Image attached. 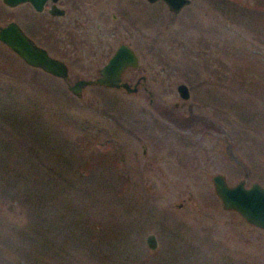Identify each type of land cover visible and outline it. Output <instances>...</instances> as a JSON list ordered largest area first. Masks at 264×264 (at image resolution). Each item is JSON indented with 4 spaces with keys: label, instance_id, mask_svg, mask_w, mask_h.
<instances>
[{
    "label": "rangeland",
    "instance_id": "1",
    "mask_svg": "<svg viewBox=\"0 0 264 264\" xmlns=\"http://www.w3.org/2000/svg\"><path fill=\"white\" fill-rule=\"evenodd\" d=\"M127 1L131 22H112L118 30L110 44L122 39L133 47L142 66L134 74L146 75L151 97L141 87L125 94L89 85L75 98L62 80L0 44V264H264V231L223 210L210 181L214 173L229 185L245 177L221 154L225 140L246 170L245 186H264V1L255 9L254 0H190L176 15L161 2ZM48 51L67 64L68 83L91 79L104 63L76 64L58 48ZM33 69L43 77L37 83ZM39 106L50 123L63 112L69 130L105 128L118 161L97 165L94 179L68 198L55 189L32 207L30 134ZM158 108L185 119L191 112L195 123L178 128ZM13 115L21 118L14 127ZM202 118L219 128H204ZM80 207L90 216L83 230ZM35 226L52 254L44 242L32 247Z\"/></svg>",
    "mask_w": 264,
    "mask_h": 264
},
{
    "label": "flooded vegetation",
    "instance_id": "2",
    "mask_svg": "<svg viewBox=\"0 0 264 264\" xmlns=\"http://www.w3.org/2000/svg\"><path fill=\"white\" fill-rule=\"evenodd\" d=\"M130 1L135 0H129V3ZM126 2L128 1L0 0V27L5 26L10 22L16 24L20 31L30 41H32L38 47L44 49L49 56L61 60L66 65V67L67 64L63 59L52 56L48 50L52 48H58V51H61L60 56H63L65 60L67 59L69 61H73L76 64L79 63L90 65L95 64L98 60H104V63H102V65L96 69V73L91 79H94L98 76L99 69L107 62V60L114 53L115 49L120 44H126L137 56L139 68H126L121 76V80L127 83L134 80L132 83H129V85L132 86L136 84V91L132 93H126L121 89L117 90H121L125 94H135L138 93L139 87H141V90L151 97L152 92L147 89L146 86V75L134 74L141 71L142 66L139 55L134 51L133 47H131L128 42H125L121 38V40L116 41L114 46L110 44L113 41L114 32L118 30L116 27H114L112 22L117 20L119 17H121L126 24L131 22L130 9ZM156 2L163 3L160 0L153 3H147L154 4ZM136 4L137 6L139 4V2L137 3V0L135 7H137ZM163 5L166 7L164 3ZM166 9L168 10L167 7ZM114 10L116 13H114ZM180 10L176 13L170 12L169 10L168 12L172 15H176L180 12ZM0 44L2 43L0 42ZM90 86H95L101 89H110L98 85ZM152 101L153 99L149 98L148 105H152ZM157 110L160 109L158 108ZM193 116L194 115L189 112L188 117H186L187 122L185 126L195 123L192 122L194 119ZM202 122L203 127L209 126L213 129L219 128V125H214L209 120L202 118ZM177 127L180 128V126ZM226 145L227 142L223 140V149L221 154L224 156L227 152ZM144 151L145 149L142 147V153H144ZM241 169H243L245 173V177L241 179L245 180V185L247 173L244 166Z\"/></svg>",
    "mask_w": 264,
    "mask_h": 264
},
{
    "label": "trees",
    "instance_id": "3",
    "mask_svg": "<svg viewBox=\"0 0 264 264\" xmlns=\"http://www.w3.org/2000/svg\"><path fill=\"white\" fill-rule=\"evenodd\" d=\"M263 1L254 0L255 5L253 7L259 9L257 7ZM38 73L35 69L31 73L35 83L38 82L39 77H42ZM36 86L41 91L45 89L47 91L49 88L48 86V88ZM36 109L37 107H35L32 115L34 127L32 128V134H30L32 151L31 148L29 150L32 157L30 170L33 174V177L29 178V182L33 193L31 194V198L28 197V199L31 201L32 207H36L40 203L43 204L45 201H43V198L48 197V195L50 196L55 191L62 192L68 198L67 196L75 191L76 186L80 187L79 184L90 182L94 179L92 171L97 165L107 168L109 163L113 164L118 161L116 156H111V153H115L116 146L112 143V138L105 128H96L92 124L83 123L73 128L70 127L72 130H69V128L67 129L66 126L62 125L63 117L61 115H63V112H59L58 110L51 114L50 116L54 119V123H50L46 121L47 117L43 116L45 114L43 109L40 106L38 107L39 111ZM160 113L168 117L176 126L185 127L187 119L173 116L168 111L164 112L160 110ZM10 118L15 122L11 123L13 127L17 124V119L19 120L18 123L21 122V118H17V115L15 117L13 115ZM123 183L124 180L120 179L118 185L114 186L120 189L122 188L120 185ZM46 187L52 188V191L43 192ZM2 192V194L6 192L5 188L2 189ZM13 198L16 197L13 195ZM49 198L51 199L52 197ZM83 209L80 207L77 213L81 215V212L84 211ZM82 214V220L79 224L81 230L89 225L90 218V216L86 215V212ZM37 228L35 226L30 231L31 236L28 237L32 247L37 251L40 247H43L44 242V250L47 253L50 251L52 254L53 248L51 249V246L50 248L46 246V240ZM16 231L20 234L19 236L24 235L19 229Z\"/></svg>",
    "mask_w": 264,
    "mask_h": 264
},
{
    "label": "water",
    "instance_id": "4",
    "mask_svg": "<svg viewBox=\"0 0 264 264\" xmlns=\"http://www.w3.org/2000/svg\"><path fill=\"white\" fill-rule=\"evenodd\" d=\"M146 1L153 3L158 0ZM160 1L173 13L178 12L190 3V0ZM0 42L28 67L38 69L47 75L62 80L66 90L75 98H80L83 89L89 85H98L116 90L121 89L126 93L136 91V84L130 86L129 83L121 80L126 68H139L137 56L126 44H120L115 49L111 57L99 69L96 78H79L72 83H68L66 65L61 60L49 56L44 49L30 41L16 24L10 22L0 27ZM176 92L180 99L186 100L189 97L187 87L182 83L176 86ZM226 151L229 159L242 168L243 165L232 153L230 144L226 145ZM210 181L213 193L223 210L236 213L244 223L264 231V186L257 182H251L248 186H245V180L229 185L220 173L211 175ZM144 240L149 250L156 249L157 242L154 235L148 234Z\"/></svg>",
    "mask_w": 264,
    "mask_h": 264
}]
</instances>
